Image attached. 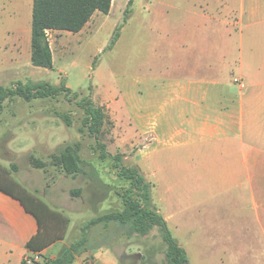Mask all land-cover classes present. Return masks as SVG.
<instances>
[{
	"label": "rangeland",
	"instance_id": "1",
	"mask_svg": "<svg viewBox=\"0 0 264 264\" xmlns=\"http://www.w3.org/2000/svg\"><path fill=\"white\" fill-rule=\"evenodd\" d=\"M128 1L116 0L108 14L96 12L81 34L49 33L53 67L43 68L31 62L33 0H0V86L46 84L72 91L60 89L56 96L30 100L15 94L1 105L0 185L9 187L14 179L66 219H50L49 234L63 238L49 245L43 226L40 249L54 246L38 254L37 264H44V256L57 257L83 231L85 241L76 256L90 259L107 248L124 264L167 263L158 226L140 234L119 221L90 223L124 209L122 194L129 182L117 175L112 157H99L80 104L83 98H92L106 113L99 136L107 150L121 153L124 166L139 167L152 185V205L164 216L172 215L169 227L186 249L189 264H217L219 241L232 252L245 241L256 256L264 244V207L259 208L260 223L254 216L253 190L259 199L264 184L252 183L247 169L233 173L225 165L236 160L234 152L222 155L217 139L191 133L185 116L174 124L181 130L174 140L162 128L164 108L168 111L174 101L184 107L177 99L186 82H233L238 38L231 0L222 7L216 6L218 0H133L124 22ZM117 27L119 38L109 47ZM203 105L197 101V107ZM75 143L80 144L82 170L68 175L53 164L52 156ZM31 157L45 165L35 166ZM256 174L264 177V168L258 167Z\"/></svg>",
	"mask_w": 264,
	"mask_h": 264
},
{
	"label": "crops",
	"instance_id": "2",
	"mask_svg": "<svg viewBox=\"0 0 264 264\" xmlns=\"http://www.w3.org/2000/svg\"><path fill=\"white\" fill-rule=\"evenodd\" d=\"M209 1L206 2L207 8L210 7ZM224 1L218 0L216 6L222 7ZM231 4L233 32L238 38V53L233 61L234 78L239 77L244 87L241 88L234 81L231 84L222 80L188 81L180 86L177 99L182 100L181 106L184 107L178 108L177 101L168 111L163 107L162 128L164 136L170 135V139L174 140L181 133L174 124L178 118L185 116L189 119L191 133L202 140L217 139L221 143L222 155L227 153L228 156L230 150L234 152L236 160L223 165L231 166L233 173L236 168L247 169L252 183L260 181L264 184V177H257L256 174L258 167L264 168V0H231ZM198 100L205 105L197 107ZM167 126L169 128L165 129ZM256 193L254 189V216L262 223L259 208L264 207V194L257 199ZM27 206L32 210L30 204ZM158 211L162 213L160 209ZM164 217L169 225L172 215ZM189 220H186V225L190 223ZM43 226L21 202L18 194L12 196L0 189V264H11L13 261L22 264L27 255L45 254V249L51 250L54 244L40 249L42 240L38 236L44 231ZM262 232L264 236V227ZM216 245L217 264H264L262 243L260 252L256 253L259 259L255 253L250 254L251 245L245 241L239 243L233 252L225 241H219ZM244 250H248V255L244 256ZM204 262L212 263L205 257ZM72 264H122V260L112 250L103 248L90 259L86 255L76 256Z\"/></svg>",
	"mask_w": 264,
	"mask_h": 264
},
{
	"label": "trees",
	"instance_id": "3",
	"mask_svg": "<svg viewBox=\"0 0 264 264\" xmlns=\"http://www.w3.org/2000/svg\"><path fill=\"white\" fill-rule=\"evenodd\" d=\"M133 0L128 1L125 10L124 22L129 18L130 6ZM113 0H33L32 25H31V62L36 67L52 68L53 52L49 40V32L52 30L80 32L90 21L96 12L108 14L112 8ZM120 27L114 31L109 47H113L119 38ZM60 89L71 93V89L65 86L54 88L43 84H36L33 87L4 88L0 86V110L5 97L20 94L30 100L37 97L56 96ZM87 113L86 124L89 133L95 138L99 157L105 159L112 157L117 168V175L126 179L129 185L122 194L124 209L121 212L93 218L90 223L104 221H119L123 224H131L134 231L140 234H147L153 226H158L162 232L163 240L167 245L166 264H189L185 248L173 236L167 220L151 202V183L146 181L139 167H126L122 164V154L111 155L106 144L99 136L102 127L106 122V113L101 106L95 104L92 98H83L80 101ZM65 117V116H64ZM66 118V117H65ZM32 163L37 167H43L45 163L31 157ZM54 165L59 166L64 173L74 175L82 170V157L80 144L67 145L64 149L52 156ZM9 187H0L4 192L16 196L20 195L21 202L26 208L33 212L36 218L49 230L50 219L58 222H65L66 219L57 211L51 209L44 201L28 192L21 184L14 179H9ZM17 191V192H15ZM30 204L32 210L27 206ZM63 235L53 236L48 232L47 245L62 239ZM85 241V231L79 241L70 246H65L55 258L44 256V264H72L76 254L80 251ZM22 264H25L24 260ZM122 264H124L122 262Z\"/></svg>",
	"mask_w": 264,
	"mask_h": 264
},
{
	"label": "built area",
	"instance_id": "4",
	"mask_svg": "<svg viewBox=\"0 0 264 264\" xmlns=\"http://www.w3.org/2000/svg\"><path fill=\"white\" fill-rule=\"evenodd\" d=\"M233 81L235 84L239 85L241 88L244 87V82L239 77H235ZM38 258H39L38 254L27 255L24 257L23 260H24L25 264H35L38 262Z\"/></svg>",
	"mask_w": 264,
	"mask_h": 264
}]
</instances>
